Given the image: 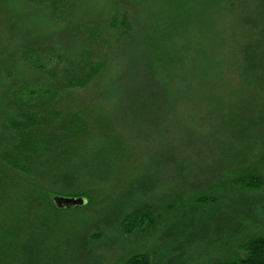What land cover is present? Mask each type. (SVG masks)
<instances>
[{"label":"trees","instance_id":"trees-1","mask_svg":"<svg viewBox=\"0 0 264 264\" xmlns=\"http://www.w3.org/2000/svg\"><path fill=\"white\" fill-rule=\"evenodd\" d=\"M202 1L199 12L184 14L170 10L166 0H117L104 18L73 22L42 38L25 29L12 42L0 59V264L41 231L64 236L81 229L99 240L104 233L92 228L111 210L116 232L150 236L188 210L227 203L238 192H264L263 160L252 150H237L244 140L262 137L264 25L240 14L241 24L253 27L242 32L240 50L220 28L235 8L233 0H222L217 12L215 0ZM251 1L264 8V0ZM76 2L37 0V8L65 25ZM143 110L146 117L137 118ZM186 111V125L199 122L203 143L191 129L181 145L173 141L154 153L139 149L136 122L166 121L170 112L177 127ZM232 111L251 116L238 124L228 116L217 122L218 112ZM202 153L226 158L212 180L201 184L203 192L173 189L165 204L170 206L161 212L135 190L149 172L203 176L208 171L200 166ZM55 196L83 198L86 205L60 210ZM191 219L199 226L214 222L204 211ZM246 239L244 258L227 255L208 264H264V234ZM125 264L152 263L141 254Z\"/></svg>","mask_w":264,"mask_h":264},{"label":"rangeland","instance_id":"rangeland-1","mask_svg":"<svg viewBox=\"0 0 264 264\" xmlns=\"http://www.w3.org/2000/svg\"><path fill=\"white\" fill-rule=\"evenodd\" d=\"M116 1L80 0L76 2L75 0L72 19H69L65 25H57L48 10L38 9L40 6L37 5V0H33L34 5L27 4L23 0H0V59L6 57L7 50L10 53L12 42L22 39V32L25 29L30 30L33 38L56 36L58 32L66 31L72 25L74 26L73 22L88 18L93 20L100 14L104 18L107 10L115 7ZM166 2L170 10L175 9L184 14L199 12V7L203 3L202 0H166ZM222 2V0L213 1L217 6H214L212 11L217 12ZM233 2L235 8L232 9L233 11L229 9L232 14L226 23L220 25V28L228 32V38L233 46L242 50L245 40L241 34L245 30L252 31L253 27L251 24L242 25L240 16L242 15L244 19L248 13L251 19L264 25V8L263 3L259 1L254 3L251 0H233ZM82 14L87 16L82 17L84 16ZM235 55L240 57V53L235 52ZM146 114L147 110H143L138 112L136 117L145 118ZM184 114L183 121L177 127L170 112H167L166 121L155 119L152 125H145L141 121L136 122L135 126L141 138L139 149L141 151L148 149L154 153L173 146V141L181 145L182 141L185 143L187 141L184 138L186 135L184 131L188 130L189 133L191 129L197 131L196 138L203 143L204 140L199 137V122L189 127L185 119L188 118L187 111ZM245 115L251 116L245 111L226 112L224 116L223 113L218 112L217 122L228 116L233 123L238 124ZM153 139H157L158 142L152 141ZM241 145L237 147L238 151L246 153L252 150L258 158L263 160L264 173V125L262 137L259 140L253 142L244 140ZM178 153L176 152V157L181 158ZM237 156L240 160V154ZM199 157L200 166L208 171L203 176L199 177V173L181 175L179 172L178 174L149 172V175L139 179L135 190L142 193L145 201L148 200L152 202L151 204L154 203L160 207L161 212V208L167 210L170 206L165 204H170L167 199L170 198V192L173 193V189L179 188L175 190L176 193L184 195L193 191L203 192L205 186L201 184L212 180L211 176L223 168L226 158L208 153H202ZM259 206L261 208L255 211V207ZM112 211H109L105 215L107 217L92 228L96 233H104L99 240L91 238V233L87 234L80 231L81 229L69 230L64 236L57 234L55 229L41 231L34 237L25 239L20 247L11 249L1 264H125L129 257L141 254L148 255L152 264H208L219 258H227V255L232 260L244 258L247 253L244 249L247 236L264 234V192L251 194L238 192L229 198L227 203L204 208V210H188L177 216L175 222H169L165 230L164 227L160 228L161 231L150 236L139 234L124 236L116 232L111 224ZM202 211L205 217L213 218L214 222L199 226V220L191 219L192 214L199 216V212L202 213ZM243 218L247 220L244 221ZM234 233H240V235L232 239L231 236Z\"/></svg>","mask_w":264,"mask_h":264},{"label":"water","instance_id":"water-1","mask_svg":"<svg viewBox=\"0 0 264 264\" xmlns=\"http://www.w3.org/2000/svg\"><path fill=\"white\" fill-rule=\"evenodd\" d=\"M53 203L57 209H72L76 207H82L86 205V200L83 198H66L61 196H55Z\"/></svg>","mask_w":264,"mask_h":264}]
</instances>
